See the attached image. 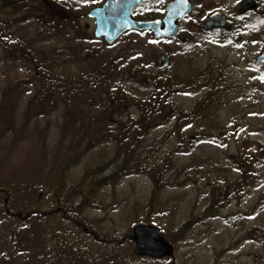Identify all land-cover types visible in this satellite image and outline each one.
Here are the masks:
<instances>
[{
	"label": "rangeland",
	"instance_id": "1",
	"mask_svg": "<svg viewBox=\"0 0 264 264\" xmlns=\"http://www.w3.org/2000/svg\"><path fill=\"white\" fill-rule=\"evenodd\" d=\"M103 1L0 0L14 8L0 11L10 38L32 41L31 53L44 51V61L56 64L55 73L71 81L93 75L83 84L55 86L25 65L15 67L13 58L0 51V177L13 185L40 186L58 166L71 168L72 158L80 164L65 169L67 183L71 178L77 182L84 167L101 161L115 160L116 166L125 161L135 168L114 189L105 188L97 203L80 216L21 222L13 263L40 264L54 249L51 264H215L216 253L217 264H264V238L219 253L232 239L264 229V208L250 213L264 193V66L256 62L264 46V0L259 12L242 19L236 15L239 0H228V17L235 27L222 36L205 35L193 21L183 24L184 45L137 31L123 34L113 44L95 39L87 14ZM197 2L202 6L207 0ZM61 11L66 16L58 14ZM168 51L172 55L167 69L156 72L149 67ZM153 78L163 79V86L172 91L164 104L180 117H190L176 120L167 108V120L156 121V127L132 142L128 152L129 146L118 145L124 138L115 132L123 119L110 117L109 95L112 91L116 96L115 87H120L118 97H127L129 108L135 96H149L142 83ZM129 113L138 116L134 107ZM173 123L179 126L174 128ZM180 127L181 139L174 132ZM97 141L100 145L93 147ZM252 159L256 161L251 172L241 178L239 171ZM159 174L163 187L154 214H149L145 207L154 188L152 180ZM226 186L237 192L225 194ZM217 198L222 202L214 218L193 223L181 243L167 240L165 236L201 216ZM49 203L14 192L9 206L26 214L38 204L41 212L48 213ZM147 214L151 227L171 244L169 257H137L135 242L124 238L134 227L147 226ZM9 220L0 212V255L10 241ZM61 236H67L64 246L55 244ZM132 256L156 261L136 262Z\"/></svg>",
	"mask_w": 264,
	"mask_h": 264
},
{
	"label": "trees",
	"instance_id": "2",
	"mask_svg": "<svg viewBox=\"0 0 264 264\" xmlns=\"http://www.w3.org/2000/svg\"><path fill=\"white\" fill-rule=\"evenodd\" d=\"M12 4L5 5L4 3H0V11L6 10V9H14L12 8ZM22 11L25 9L23 7H19ZM61 16H66L63 11L60 13ZM147 12H143L144 17H148ZM7 30H9L8 22L5 20H2L0 18V51L2 55L9 54L14 62L12 65L17 67L18 65H25L29 67V71L33 73L34 76H38L42 81L48 82L52 85H64L65 87H69L72 84H83L87 79H92L93 75L91 73L86 74L84 76L77 77L78 80L72 79V81L66 76L59 73H55V66L56 64H48L44 61V57L46 56L44 51L37 50L36 55H33L31 53L32 50V41H22L19 38L13 37L10 38L8 36ZM23 37V36H22ZM41 58V60H35L36 58ZM3 62V59L1 61ZM44 64H46L44 66ZM19 67V66H18ZM17 67V68H18ZM163 74L161 73L160 76ZM142 83V82H141ZM164 82L163 79H160L159 81H156L155 78L151 80V82L142 83L143 87L149 92L144 98H133L134 104L131 105L129 108L127 97L123 96V94L118 97V91L120 90V87H115L116 96L111 91L109 95V115L111 118H122L123 124L118 123L117 124V131L115 132V135H122L123 140H121L118 145H123L124 147H128L127 151L132 150V146L130 144L132 142L137 141L138 139L143 138L146 136L154 127H156L154 124L156 121H159L158 124H162L161 121L163 119L167 120V108H169V112L171 114H174L177 119H185L190 116H187L186 114H180L177 115L174 110H172L171 105L169 104V107H167V104L165 105L164 102L168 100L170 97L172 91L166 87L163 86ZM163 86V87H162ZM162 87V88H161ZM175 91V89H173ZM125 93V92H124ZM148 97V98H147ZM117 99V101L115 100ZM118 102V103H117ZM124 104L121 108L120 105ZM131 107H134L137 111V118H134L130 115L129 109ZM122 113H124L122 115ZM170 114V113H169ZM196 113H194L195 115ZM115 115H118V117H115ZM163 115H165L163 117ZM193 115V116H194ZM192 117V116H191ZM177 123V122H176ZM173 123V126H179L178 124ZM157 125V124H156ZM182 128H176L174 132L177 133L178 138H182L180 136L179 131ZM134 132V133H133ZM133 133V135H131ZM129 135H131V138H129ZM110 137H113V135H110ZM104 138V137H103ZM102 140V139H101ZM100 140V141H101ZM123 141L127 143H123ZM116 142H112L114 145H116ZM93 147H97L100 145L99 141L94 142ZM117 148L119 146L116 145ZM92 149L91 146L88 147L87 151H90ZM264 150V148H261ZM127 153V152H126ZM256 156V159L258 157V153L254 154ZM256 159L250 160V162L245 166V168H242L239 173L241 178L247 177L249 173L252 170V167L256 161ZM72 167H76L80 164V160L78 158H72ZM71 167V168H72ZM71 168H64L63 165L58 166L54 172L51 174V178L49 181L45 184H41L40 186L34 185V186H18L13 185L11 180L5 179L3 177H0V212L10 219V223L7 225L9 234L10 235V241L8 242V246L6 251L0 255V264H14L12 261V250L14 247V238L17 232V228L20 225L21 222H27L31 220L32 218H39L42 217L45 222H49V217L56 215L60 217V220L63 221L66 219L67 216L73 215V216H80L84 212L86 208L89 207V205H94L97 203L95 202L96 197L105 189V188H112L114 189L115 186L119 183L120 180L125 178L126 175L132 174L131 172L135 170V168H129L125 161H122V164L120 166H116L115 160L112 161H101L97 162L95 166L92 167H84L82 174L80 176V179L75 182L74 179L71 178L68 180L67 183V171L65 169H71ZM152 169L156 170L155 164L152 167ZM69 171V170H68ZM130 172V173H129ZM135 172V171H134ZM162 175L159 174L156 176L154 180H152L154 188L152 189L149 201L146 204V211L149 212V214L155 212V209L157 208L156 199L163 187L162 185ZM236 193L237 190L231 188V186H226L224 188V193ZM22 194L25 196H29L32 199L34 198L36 202L41 201L44 199V201H49L50 210L48 213H43L39 209V205L35 204L33 209L26 214H19L18 212H14L10 209L9 201L11 199V196L13 193ZM222 202L218 198L216 200H211L210 206L206 207L201 216L193 218L189 222L182 223L177 230V232L169 233L167 236V240L175 244L177 242L181 243L182 240L188 235L189 231L192 230L193 223L200 222L205 220H210L216 216L217 208L219 207L218 204ZM97 205V204H96ZM156 206V207H155ZM264 208V193L258 198V200L254 203L252 206L250 213H253L257 211L258 209ZM44 222V223H45ZM144 224L152 226L153 222H150L148 219V214L144 217ZM154 226V225H153ZM8 233V231H7ZM67 237V236H66ZM66 237H58L59 241L55 242V244H62L64 246V239ZM125 239H128L129 241H134L133 233H127L124 236ZM264 238V229L262 228H256L255 230H252L250 232H246L242 238L234 240L230 242L228 248H225L219 253H225L230 251L231 248L238 245V243H242L245 241H260ZM240 243V244H241ZM56 250L52 249L49 252V255L47 257V260L42 261L40 264H51L52 260L55 257ZM215 256V264H217L219 255L216 253ZM134 261H140V262H146L152 263L156 260H150L146 258H136L131 257Z\"/></svg>",
	"mask_w": 264,
	"mask_h": 264
},
{
	"label": "water",
	"instance_id": "3",
	"mask_svg": "<svg viewBox=\"0 0 264 264\" xmlns=\"http://www.w3.org/2000/svg\"><path fill=\"white\" fill-rule=\"evenodd\" d=\"M152 1L154 0H104L101 5L91 9L87 14L88 18L93 20V37L103 40L107 44H113L125 32L135 30L150 32L159 40L175 38L178 32L177 21L186 17L191 12L193 5L189 4L188 0H174L166 7L165 15L161 20L134 21L132 19L134 8L139 4ZM248 2L250 1L245 0L239 14L255 9V6L244 8ZM216 28L231 31L232 23L216 13L205 21L202 30L208 32ZM179 39L181 42L184 41L183 37ZM167 55L169 56L170 53ZM160 62L159 67L153 62L149 63V66L163 71L170 64V60L165 57H162ZM256 62L264 65V47ZM132 233L135 240V256L160 259L171 255L173 249L171 244L166 242L155 228L139 225L133 228Z\"/></svg>",
	"mask_w": 264,
	"mask_h": 264
},
{
	"label": "flooded vegetation",
	"instance_id": "4",
	"mask_svg": "<svg viewBox=\"0 0 264 264\" xmlns=\"http://www.w3.org/2000/svg\"><path fill=\"white\" fill-rule=\"evenodd\" d=\"M174 0H154L152 2H147V3H142L137 5L133 12H132V18L134 21H155V20H161L164 15H165V10L166 7L172 3ZM250 2H248L244 8L246 7H250V6H255V9L252 11H246L245 13L239 14V10L241 9L242 5L244 4L245 0H239L238 4H237V18L242 19L247 17V15L252 14V13H257L259 12V8L261 5V0H249ZM188 3L193 5V8L191 10V12L184 17L183 19H180L177 21V26H178V36L175 39H169V40H178L179 43H181L182 45H184L186 43V37L185 34H183V31L185 29V27H183V24H187V22L193 21V24L196 26H200L201 30L204 26L205 21L213 14L219 13L220 15H222L226 20L230 21L232 23V29L233 27H235V21L233 18L228 17V12L230 10V8H228V0H207V2H205L202 6H200L197 2V0H188ZM234 7V6H232ZM143 12H147L149 15L148 17H144L142 18L141 16H143ZM262 14H264V8L262 9ZM199 17H195L198 16ZM161 27H163V25H161ZM182 28V30H181ZM184 28V29H183ZM264 28V26H263ZM231 29V30H232ZM203 32V30H202ZM231 31H226L222 28H216L213 29L212 31H208V32H203L205 35L208 36H213L215 34L222 36L223 34L229 33ZM151 34V33H149ZM152 35V34H151ZM153 36V35H152ZM183 36L184 37V41L181 42L179 40V37ZM154 37V36H153ZM167 53H170L169 55V59H170V63H171V51H168ZM166 53V54H167ZM166 56V55H165ZM162 57H160L161 59ZM156 63L157 67H159L161 65V62ZM171 64H169L170 66ZM152 68L154 70L157 71L156 67ZM162 72V71H161ZM173 90V89H172Z\"/></svg>",
	"mask_w": 264,
	"mask_h": 264
}]
</instances>
